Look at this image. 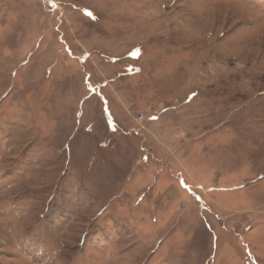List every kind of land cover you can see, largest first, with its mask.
Listing matches in <instances>:
<instances>
[{"label":"rangeland","instance_id":"obj_1","mask_svg":"<svg viewBox=\"0 0 264 264\" xmlns=\"http://www.w3.org/2000/svg\"><path fill=\"white\" fill-rule=\"evenodd\" d=\"M0 264H264V0H0Z\"/></svg>","mask_w":264,"mask_h":264}]
</instances>
